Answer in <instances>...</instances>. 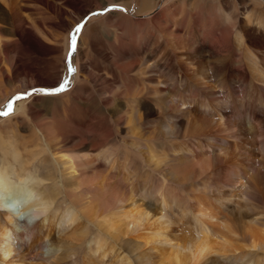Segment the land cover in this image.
I'll list each match as a JSON object with an SVG mask.
<instances>
[{"label": "rangeland", "instance_id": "obj_1", "mask_svg": "<svg viewBox=\"0 0 264 264\" xmlns=\"http://www.w3.org/2000/svg\"><path fill=\"white\" fill-rule=\"evenodd\" d=\"M15 1L18 14L0 22V111L32 94L0 116V165L35 173L45 137L52 151L78 159L77 191L100 205L101 218L114 211L113 192L128 208L131 200L152 199L144 206L152 211L150 190L164 180L169 214L186 236L203 232L193 215L217 207L218 196L229 199L234 219L257 220L263 231L264 84L250 81L244 45L233 34L247 29L246 46L264 58V0ZM112 5L118 8L92 15ZM251 9L256 24L245 27ZM81 23L70 74V36ZM65 79L63 93L33 91ZM185 148L204 150L205 165L178 160ZM71 195L68 186L57 194L68 204ZM99 220L101 228L89 223L78 233L74 264L97 246L95 236L108 262L127 256L108 226L113 219ZM230 237L234 245L248 243L239 232ZM248 249L243 257L231 249L229 264H256L261 254Z\"/></svg>", "mask_w": 264, "mask_h": 264}, {"label": "bare ground", "instance_id": "obj_2", "mask_svg": "<svg viewBox=\"0 0 264 264\" xmlns=\"http://www.w3.org/2000/svg\"><path fill=\"white\" fill-rule=\"evenodd\" d=\"M2 2L9 12L0 1V22L6 23L18 14L13 10L18 6V1ZM251 12L252 9L247 10L244 16L245 27L249 23L256 24ZM246 30L234 31L233 37L237 44L244 45L250 81L264 84V58L251 54L249 46H246L249 36ZM21 106L19 103L15 109L19 107L20 110ZM223 117L221 115L219 118ZM43 144L46 155L40 159L33 174H27L21 168L17 171L11 164L0 165V264L77 263L76 247L81 244L78 233L89 223L96 222L101 228L104 220L99 219H113L108 226H113L117 242L122 241L127 256H118L116 262H108L102 241L95 236L97 246L85 249L83 264H229L231 249L234 256L243 257L241 251L245 248H249L247 252L261 254L256 264L264 260V229H257V220H253V226H250L241 224V219H234L227 197L218 196L219 202L215 200L219 204L217 207L206 208L199 215L196 214L198 217L193 215L203 232L198 229L196 234L189 237L182 233L169 214L173 211L172 205L168 204V188L164 180L159 184L155 182L156 187L150 190L153 194L150 198H154L152 211L144 207L152 199H144L141 204H137L138 200H131V208H128L126 201H117V194L113 192L109 206L114 211L101 218L100 205L93 201L83 202V195L77 191L80 184L78 159L65 152L52 151L45 137ZM193 151L185 148L177 158L189 161L193 167L200 169L206 163L204 154L207 153L203 150L198 155ZM55 170L59 173L57 178ZM104 178L108 181L107 176ZM67 186L72 191L69 204L59 201L57 196L61 188ZM62 195L66 199L65 194ZM62 206L65 208L61 211ZM17 214L23 218L17 217ZM36 216L39 218L34 219ZM235 232L241 233L248 243L238 241L242 245H234L230 234ZM185 237L189 241L183 240Z\"/></svg>", "mask_w": 264, "mask_h": 264}, {"label": "snow or ice", "instance_id": "obj_3", "mask_svg": "<svg viewBox=\"0 0 264 264\" xmlns=\"http://www.w3.org/2000/svg\"><path fill=\"white\" fill-rule=\"evenodd\" d=\"M117 8H118L117 5H112L109 8L103 9V10L98 11V12H94V13H92V15H103V14H106L107 11L116 10ZM120 10L126 11L125 9H120ZM83 27H84L83 23L78 24L74 30V33L71 34V36H70V52H69V62H68V71L70 74L75 72V68H73L71 65V56L77 47V34H79L81 32ZM69 84H70V82L67 79H65L62 83H60L57 87H55L53 89H48V90H46V89H35L33 91L48 94V95H56V94H60V93L67 91L69 88ZM31 94H32V92L25 93V94H19V95L15 96L13 98V100L9 101V103L5 106V110L0 111V116L11 115L14 111L15 101L25 99Z\"/></svg>", "mask_w": 264, "mask_h": 264}, {"label": "clouds", "instance_id": "obj_4", "mask_svg": "<svg viewBox=\"0 0 264 264\" xmlns=\"http://www.w3.org/2000/svg\"><path fill=\"white\" fill-rule=\"evenodd\" d=\"M21 218H23V217H21ZM35 218H39V217H38V216H36V217H34V219H35ZM30 222H31V221H30Z\"/></svg>", "mask_w": 264, "mask_h": 264}, {"label": "water", "instance_id": "obj_5", "mask_svg": "<svg viewBox=\"0 0 264 264\" xmlns=\"http://www.w3.org/2000/svg\"><path fill=\"white\" fill-rule=\"evenodd\" d=\"M69 52V51H68ZM67 59H68V57H67Z\"/></svg>", "mask_w": 264, "mask_h": 264}]
</instances>
